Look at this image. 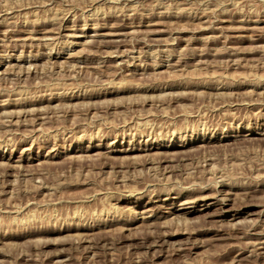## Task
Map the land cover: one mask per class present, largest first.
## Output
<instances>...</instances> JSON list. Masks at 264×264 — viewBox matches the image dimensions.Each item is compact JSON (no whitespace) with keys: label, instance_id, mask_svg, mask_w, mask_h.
Listing matches in <instances>:
<instances>
[{"label":"rangeland","instance_id":"1","mask_svg":"<svg viewBox=\"0 0 264 264\" xmlns=\"http://www.w3.org/2000/svg\"><path fill=\"white\" fill-rule=\"evenodd\" d=\"M0 264H264V0H0Z\"/></svg>","mask_w":264,"mask_h":264}]
</instances>
